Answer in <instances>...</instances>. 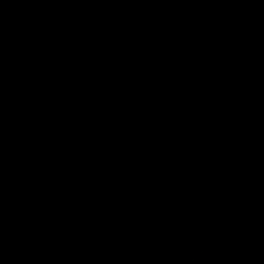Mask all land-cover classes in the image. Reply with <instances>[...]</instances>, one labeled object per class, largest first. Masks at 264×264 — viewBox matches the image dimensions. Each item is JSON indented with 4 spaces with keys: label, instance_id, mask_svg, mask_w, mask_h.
I'll list each match as a JSON object with an SVG mask.
<instances>
[{
    "label": "water",
    "instance_id": "95a60500",
    "mask_svg": "<svg viewBox=\"0 0 264 264\" xmlns=\"http://www.w3.org/2000/svg\"><path fill=\"white\" fill-rule=\"evenodd\" d=\"M0 264H264V0H0Z\"/></svg>",
    "mask_w": 264,
    "mask_h": 264
}]
</instances>
